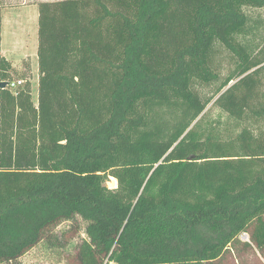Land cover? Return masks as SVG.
<instances>
[{"label":"trees","instance_id":"1","mask_svg":"<svg viewBox=\"0 0 264 264\" xmlns=\"http://www.w3.org/2000/svg\"><path fill=\"white\" fill-rule=\"evenodd\" d=\"M262 8L40 1L36 102L0 55V264L61 245L77 228L52 230L77 217L68 264H213L242 233L264 255ZM213 99L236 133L204 124Z\"/></svg>","mask_w":264,"mask_h":264},{"label":"rangeland","instance_id":"2","mask_svg":"<svg viewBox=\"0 0 264 264\" xmlns=\"http://www.w3.org/2000/svg\"><path fill=\"white\" fill-rule=\"evenodd\" d=\"M40 1L49 0H0V55L10 61L14 80L23 79L30 82L35 102L38 82L37 6ZM247 11L253 17L261 18L263 23L260 28L264 35V8L248 9ZM215 60L216 64L218 61L220 65L221 77H224L233 67L232 59L225 52L221 51ZM262 79L264 81V75ZM216 85L200 86L198 89L203 95L209 96L214 92ZM213 101L214 99L205 108L204 124L217 126L224 136L236 133L235 123L214 106ZM107 185L110 188L115 187L116 181L109 177ZM84 226L85 222L79 217L73 222L62 221L52 230V235H57L58 239L62 238L63 240L61 234L68 231V234L71 235V231L75 227L78 230L75 236L67 241H62L61 245L58 243L50 245L47 239L42 240L12 264H68L77 242L85 236ZM244 241H249L247 233H242L238 242L232 244L213 264H264V255L261 251L254 245H244Z\"/></svg>","mask_w":264,"mask_h":264},{"label":"built area","instance_id":"3","mask_svg":"<svg viewBox=\"0 0 264 264\" xmlns=\"http://www.w3.org/2000/svg\"><path fill=\"white\" fill-rule=\"evenodd\" d=\"M0 81H1V80H0ZM20 84H22V79L12 80V81L10 82V87H11V88H14V87H16V86H18V85H20Z\"/></svg>","mask_w":264,"mask_h":264},{"label":"water","instance_id":"4","mask_svg":"<svg viewBox=\"0 0 264 264\" xmlns=\"http://www.w3.org/2000/svg\"><path fill=\"white\" fill-rule=\"evenodd\" d=\"M7 82L6 81H0V89L6 87ZM109 264H115V263H109Z\"/></svg>","mask_w":264,"mask_h":264},{"label":"bare ground","instance_id":"5","mask_svg":"<svg viewBox=\"0 0 264 264\" xmlns=\"http://www.w3.org/2000/svg\"><path fill=\"white\" fill-rule=\"evenodd\" d=\"M113 181H116V179L114 177H111ZM112 183V182H111Z\"/></svg>","mask_w":264,"mask_h":264}]
</instances>
